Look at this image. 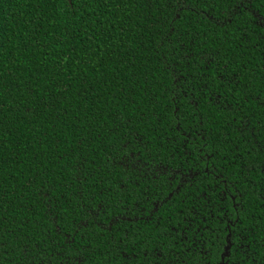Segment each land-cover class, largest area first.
<instances>
[{
	"label": "trees",
	"instance_id": "obj_1",
	"mask_svg": "<svg viewBox=\"0 0 264 264\" xmlns=\"http://www.w3.org/2000/svg\"><path fill=\"white\" fill-rule=\"evenodd\" d=\"M142 186L153 214L105 230ZM107 243L264 264V0H0V264Z\"/></svg>",
	"mask_w": 264,
	"mask_h": 264
},
{
	"label": "flooded vegetation",
	"instance_id": "obj_2",
	"mask_svg": "<svg viewBox=\"0 0 264 264\" xmlns=\"http://www.w3.org/2000/svg\"><path fill=\"white\" fill-rule=\"evenodd\" d=\"M132 168H136L137 169L136 173H138L140 167L132 165ZM185 181H186L185 176L181 175L180 180L178 182L183 183ZM154 193H155L154 191L149 190L145 186H142L139 188V192L136 194L137 196H133L129 194V195L115 198L116 203L120 204L118 207L122 211H120V213H118L117 215L109 218L110 219L109 222L104 227L105 230L109 229V226L115 223V221H118L124 227V230L127 227H130V226H133L134 224L139 223V221L145 222V220L148 219L149 216L153 214L158 204V200L156 199L155 200L153 199L149 203L150 201L149 198L154 197L155 195ZM229 197L231 200V208L233 209L236 208L238 204L235 202V196L229 194ZM139 200L142 202H145V204L142 205V203ZM106 206H108L107 203L102 204V207H101L102 212L104 211L105 208H107ZM224 217L225 215H223L222 217L223 220H220V223L224 221L227 224L226 226L227 233H226L225 241H227L228 247H229L231 246V244H229V239L234 234L232 231L229 230V226L233 225L235 219L230 220L231 217L229 215L228 217H225V218ZM182 239L183 237L179 239V241H182ZM105 245L107 246V250H102L101 252V264H160V262L154 261L153 257L149 256L151 253H149L145 249L138 250L139 246L137 244L125 245V244H120V243H107ZM236 247L238 250H241L242 246L240 244H237ZM224 248L226 249V247H222V250H224ZM200 249H201V245L199 244L194 249H189L188 247H184V250L179 251V252L183 254L192 252L193 254L195 251H198V253L200 254L202 252ZM192 254L190 255L192 256ZM175 256L179 257V254L175 253ZM227 256H228L227 253H222L221 254L222 260L220 262L218 261L216 264H227V261L223 260V257H227ZM73 261L74 260L70 261V263L68 264H72ZM74 262H77L79 264L80 260H75ZM199 262H200V259L197 261H194V260L191 261V260H182L180 258H174L172 260L166 259V261L161 262V264H196ZM29 263L52 264L46 260L45 261L38 260L36 262L22 261L21 264H29Z\"/></svg>",
	"mask_w": 264,
	"mask_h": 264
},
{
	"label": "snow or ice",
	"instance_id": "obj_3",
	"mask_svg": "<svg viewBox=\"0 0 264 264\" xmlns=\"http://www.w3.org/2000/svg\"><path fill=\"white\" fill-rule=\"evenodd\" d=\"M66 3H69L71 4L72 3V0H65ZM234 15V14H233ZM218 55V53L216 52H210L208 54V56L205 58V57H201L202 59H205L206 61V64H212L214 61H213V57ZM185 59H191V56H185ZM224 70L225 73L228 72V68H227V65H222L221 66ZM204 77H200V79H203ZM219 78V77H218ZM176 83H179V81L177 80ZM221 85L225 86V87H230V90L232 92H235L237 91V89H244L247 87L246 84H241L239 82V80L237 79V74H229V78L227 80H222L220 81ZM201 87L205 90H207V84H204V85H201ZM213 102L215 103H219V97L213 95V97L211 98ZM176 111H178L179 109H175Z\"/></svg>",
	"mask_w": 264,
	"mask_h": 264
}]
</instances>
